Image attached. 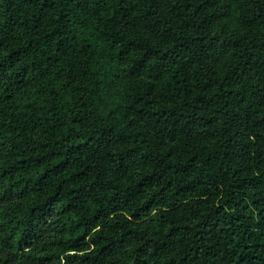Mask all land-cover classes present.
<instances>
[{
  "label": "trees",
  "instance_id": "obj_1",
  "mask_svg": "<svg viewBox=\"0 0 264 264\" xmlns=\"http://www.w3.org/2000/svg\"><path fill=\"white\" fill-rule=\"evenodd\" d=\"M0 264H264V0H0Z\"/></svg>",
  "mask_w": 264,
  "mask_h": 264
}]
</instances>
